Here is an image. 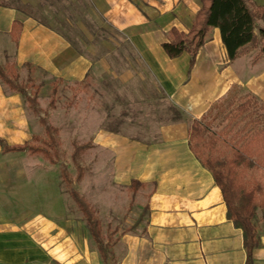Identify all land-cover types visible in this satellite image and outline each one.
Returning <instances> with one entry per match:
<instances>
[{"label":"crops","instance_id":"0c3cea01","mask_svg":"<svg viewBox=\"0 0 264 264\" xmlns=\"http://www.w3.org/2000/svg\"><path fill=\"white\" fill-rule=\"evenodd\" d=\"M88 1L119 39L91 42L87 53H80L56 29L0 4V62L10 60L17 67L28 63L67 82L99 74V86L138 84L137 97L127 98L145 101L144 109L165 101L167 118L152 127V138L117 128H99L93 135V143L111 154L116 184L129 186L133 179L143 184L138 193L144 194L145 218L137 234L118 239L122 251L118 257L114 251L117 264H245L242 232L226 217L222 193L190 150L188 135L191 122L234 84L264 103V81L256 87L263 76L247 72L253 68L247 65L253 44L229 61L218 29L212 28L189 67L187 52L169 58L161 44L171 28L189 30L200 0ZM251 1L264 7V0ZM16 18L22 25L15 44L9 32ZM256 52L255 67L261 70L264 58L259 48ZM26 111L22 95L9 92L0 81V139L8 145L22 144L34 134ZM259 211L254 224L260 244L252 250V264H264V207ZM7 220L0 216V264H101L85 234L76 240L62 224L34 216L12 226Z\"/></svg>","mask_w":264,"mask_h":264},{"label":"rangeland","instance_id":"374dc122","mask_svg":"<svg viewBox=\"0 0 264 264\" xmlns=\"http://www.w3.org/2000/svg\"><path fill=\"white\" fill-rule=\"evenodd\" d=\"M0 2L10 3L24 14L56 29L80 53H87L86 48L91 42H104L107 37L119 39L118 34L100 19L88 0ZM261 24L258 21L257 27ZM255 32L258 33V28ZM252 44L249 48L251 58L247 60V65H253V68L247 72L252 77L258 76V73L263 76L256 81V87L261 88L264 67L261 70L260 65L255 67L256 49L260 47L259 38ZM0 63L4 66L10 60ZM18 73L24 83L26 70L20 69ZM95 75L91 80L74 83L55 81L36 69L31 71L33 84L27 83L26 91L35 97L37 111H33L24 100L31 130L41 140H46L45 126L54 127L56 130L52 136L57 142L58 153L54 157V164L41 154L29 152H8L0 157V216L4 220L8 219L10 226L25 222L32 216L55 221L68 228L76 240L87 235L91 246L95 247L84 226L81 212L69 194V190L73 188L95 209V216L101 222L103 240L118 257L122 251V243L118 239L123 235L137 234L141 230L145 218L144 194L140 196V188L132 191L128 186L113 181L111 154L93 143V135L99 128H117L126 134L134 133L143 138H152L155 134L152 127L167 118L166 103L156 100L155 104L152 102L151 108L144 109L141 105L145 101L127 98L137 97L134 91H137L138 84L122 87L106 82L103 87L98 85L99 74ZM54 85L55 90H52ZM144 87L148 92L151 90L150 85ZM228 93L229 97L225 100L215 102L222 105L225 111L217 107L207 116L212 131L225 132L226 141L239 137L243 126L250 127L252 123L248 119H258L260 124L264 123V109L258 107L254 110L256 113L253 111L252 116L246 119L242 115L231 122L223 118L230 108L245 99L246 94L253 96L258 104L263 103L258 96L241 85H232ZM227 102L230 105L226 106ZM170 114L169 112V117ZM215 150L220 156L229 154V149L221 140L217 142ZM62 166L66 167L70 183L61 178ZM242 176L249 184L258 180L264 184L263 176L253 169L244 171ZM260 208L263 206H259L256 213L260 212ZM136 221L139 222L136 224ZM33 264L56 263L43 260Z\"/></svg>","mask_w":264,"mask_h":264},{"label":"trees","instance_id":"16d2710c","mask_svg":"<svg viewBox=\"0 0 264 264\" xmlns=\"http://www.w3.org/2000/svg\"><path fill=\"white\" fill-rule=\"evenodd\" d=\"M200 3L201 6L186 33L178 31L174 27L167 32L168 38L161 46L169 58H175L183 52H187L189 54V67H191L198 49L204 44L212 28L218 29L220 40L229 61L236 58L241 48L254 43L257 39L255 29L258 28L259 54L264 58L263 6L255 5L251 0H200ZM0 4L13 7L21 14L26 15L10 3L0 2ZM258 21L262 22L259 27H257ZM21 25V19L16 18L10 28L9 34L15 44ZM64 37L66 38V36ZM66 39L68 40V38ZM21 68L26 70L24 83H22L18 73ZM32 70H35V68L28 63L21 67H17L13 62L4 66L0 64V81L9 92H17L22 95L33 111L36 112L35 97L30 96L26 91L27 83L33 84L30 76ZM53 79L62 81L60 78ZM52 90H55V85ZM227 97H229V93L222 100ZM228 105H230V102H227L226 106ZM217 107L225 111L222 105L213 103L206 114L191 122L188 145L202 166L210 171L215 184L219 187L226 206V217L242 232L243 246L246 253L245 264H252V250L260 244L254 219L257 208L259 206L264 207V184L259 180L249 184L244 181L242 174L246 170L253 169L264 178V123L260 124L258 119H248V122L252 123L251 126H243V132L239 137L236 139L230 138L229 141H226L224 139L225 132L212 131L210 123L207 121V116ZM257 107L264 109V103L258 104L253 96L246 94L245 99L230 108L223 118H227L231 122L242 115V118L246 119L252 116V112ZM254 113L256 112L254 111ZM42 121L44 122V120ZM55 130L54 127L46 125V140H41L38 135L33 134L29 141L22 144L8 145L3 139H0V152L2 154L8 152L41 154L50 163L54 164V157L58 153L57 142L52 136ZM220 140L225 142L229 149L228 155L220 156L216 152L215 147ZM60 175L63 180L68 183L71 182L65 166H62ZM142 186V183L133 179L130 181L128 188L136 191ZM69 194L81 212L84 226L95 243L101 264H117L114 252L108 243L103 240L101 222L95 216V209L89 206L75 189L71 188ZM138 222L136 221V224Z\"/></svg>","mask_w":264,"mask_h":264}]
</instances>
